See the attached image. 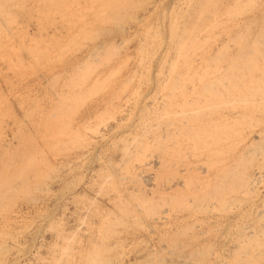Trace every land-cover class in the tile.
<instances>
[{"label":"rangeland","instance_id":"obj_1","mask_svg":"<svg viewBox=\"0 0 264 264\" xmlns=\"http://www.w3.org/2000/svg\"><path fill=\"white\" fill-rule=\"evenodd\" d=\"M0 264H264V0H0Z\"/></svg>","mask_w":264,"mask_h":264},{"label":"bare ground","instance_id":"obj_2","mask_svg":"<svg viewBox=\"0 0 264 264\" xmlns=\"http://www.w3.org/2000/svg\"><path fill=\"white\" fill-rule=\"evenodd\" d=\"M251 99V98H250ZM249 100V99H248ZM262 101V100H261ZM252 102V101H251ZM255 102V101H254ZM260 103V102H259ZM203 106V105H202ZM206 106V105H205ZM256 133V132H255ZM254 134V133H253ZM259 134V133H258ZM254 139V138H253ZM253 139H251V140H253ZM253 143V142H252ZM255 143V142H254ZM251 177V176H250ZM176 183V182H175ZM173 188V187H172Z\"/></svg>","mask_w":264,"mask_h":264}]
</instances>
